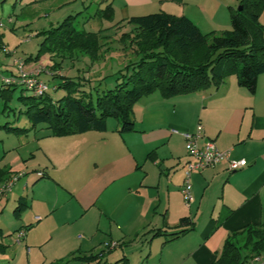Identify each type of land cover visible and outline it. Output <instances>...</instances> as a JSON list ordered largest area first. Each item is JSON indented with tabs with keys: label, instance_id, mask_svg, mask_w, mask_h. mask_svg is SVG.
<instances>
[{
	"label": "crops",
	"instance_id": "0c3cea01",
	"mask_svg": "<svg viewBox=\"0 0 264 264\" xmlns=\"http://www.w3.org/2000/svg\"><path fill=\"white\" fill-rule=\"evenodd\" d=\"M238 1L66 0L56 8L71 9L68 15L80 17L89 31L109 29L101 40L109 43L132 28L130 17L161 12L185 16L204 33L228 32L229 7L236 8ZM108 5L112 19L99 18L97 12ZM259 19L264 28V11ZM81 61L92 65L86 57ZM18 66L14 61L11 76L18 75ZM79 69L65 77L82 79ZM133 121L131 132L120 133L119 122L109 118L104 131L65 136L50 135L43 124L24 134L0 127L2 179L22 174L0 199V217L10 210L7 222H0V237L11 236L0 240V264H96L88 259L103 251L105 242L117 246L104 250L100 264L108 258L109 264L122 258L127 264H212L230 234L263 222L264 73L253 94L239 87L234 75L219 87L170 98L155 91L133 105ZM198 124L205 139L247 166L229 172L220 163L193 172L192 201L186 205L181 186L190 157L173 130L194 131ZM16 127L28 128L30 122L26 118ZM38 171L45 177H37ZM19 202L25 207L16 215ZM182 217L191 224L180 226ZM184 229L171 240L162 235ZM19 230L25 236L17 241ZM262 255L248 264H264Z\"/></svg>",
	"mask_w": 264,
	"mask_h": 264
},
{
	"label": "trees",
	"instance_id": "16d2710c",
	"mask_svg": "<svg viewBox=\"0 0 264 264\" xmlns=\"http://www.w3.org/2000/svg\"><path fill=\"white\" fill-rule=\"evenodd\" d=\"M240 10L229 7L231 30L224 33H201L185 16L153 13L130 17L132 26L119 41L124 49L133 52L136 59L118 70L115 84L109 89L93 87L88 80L55 76L58 80L51 86L53 92L62 91L53 98L50 91L43 96L20 95L24 110H20L30 127H3L14 134H24L43 124L52 136H65L89 130L104 131L109 118L120 124V133L134 130L133 105L143 96L158 91L164 98L219 87L224 80L234 75L237 85L253 94L259 75L264 73V28L259 16L264 9V0H239ZM101 19L111 20L112 7L106 6L96 14ZM77 15H68L54 27L41 32L42 41L34 56L43 54L61 58L83 56L89 62H97L104 52L99 32H87L75 27ZM98 34V35H97ZM3 83V82H2ZM4 105L7 106L14 84L2 85ZM8 86H13L11 89ZM94 91H92V89ZM27 89V88H26ZM28 90V89H27ZM45 177L43 175L40 178ZM0 172V181L4 182ZM25 205L19 202L17 215ZM188 217H182L180 226L190 225ZM186 232V229L170 234L168 240ZM161 235L156 232L154 236ZM4 247L0 245V252ZM104 250L90 256L88 261L100 264ZM264 254V220L259 225H250L230 234L224 241L221 253L212 264H248ZM113 264H127L122 258Z\"/></svg>",
	"mask_w": 264,
	"mask_h": 264
},
{
	"label": "rangeland",
	"instance_id": "374dc122",
	"mask_svg": "<svg viewBox=\"0 0 264 264\" xmlns=\"http://www.w3.org/2000/svg\"><path fill=\"white\" fill-rule=\"evenodd\" d=\"M65 1L66 0H0V95L3 93L2 88H4L2 86L3 79L16 77L10 75L14 61L21 64L19 68L24 72L32 76L35 75L39 79H44L50 86L58 81L55 76L73 75L75 66L79 67L80 72H77V75L81 76L84 80L85 76H88L93 87L99 85L98 90L112 88L118 70L123 68L129 61H133L135 55L131 50L128 48L124 49L123 44L118 40L112 39L111 36L112 42L104 45L106 53L103 52L101 58L97 62L92 63L89 67L82 64L81 58L84 57L79 55L73 56V58L70 59L61 58L60 56L53 54H43L38 60L26 61L25 58L36 54L43 38L41 32L45 29H49L51 23L53 26H56L69 14L68 10L71 9H63L62 11H59V8H56L57 6L59 7L60 5H63ZM238 6L239 1L236 4V8ZM63 7H66V5ZM263 11L264 9L262 12ZM45 13L47 14L45 15ZM78 19L79 20H76L74 23L75 27L78 29H84V31L95 33L102 30V28H96L95 31H89L91 30L90 25L87 24L83 27L80 23L81 18L79 17ZM94 25L96 26V24ZM12 26H14L13 29ZM108 31L109 29H104L99 32L101 40L107 35L105 33ZM201 33L205 35L208 32ZM102 43H105V41ZM8 87L13 89V86ZM94 89L95 88H93L92 91H94ZM4 92L9 93L11 98L7 103V106L4 108V100L0 96V110L4 108V112L0 113V124L8 122L13 124V126H21L22 122H25L26 116L21 113L20 110H24L25 106L24 102L19 100L18 97L20 95L32 96V93L23 86H16L13 91L8 92L7 90H4ZM62 94V91H50V95L53 98H58ZM114 121V118H110L111 123ZM21 163L23 164L22 161ZM27 174H33V172L29 171ZM2 206L3 203L0 204V208H2ZM7 211H10L9 207ZM6 212L2 218L0 217V222H7L10 218L9 212ZM5 238L8 239L11 238V236ZM5 238L0 237V240L3 241ZM11 241L12 239H9L6 243L11 245ZM116 252H119V249L116 250ZM6 253L8 254L9 251ZM262 257L264 259V254ZM110 262H112V258H108V262L104 264H109ZM11 264L17 263L11 262Z\"/></svg>",
	"mask_w": 264,
	"mask_h": 264
},
{
	"label": "built area",
	"instance_id": "2783aa9c",
	"mask_svg": "<svg viewBox=\"0 0 264 264\" xmlns=\"http://www.w3.org/2000/svg\"><path fill=\"white\" fill-rule=\"evenodd\" d=\"M21 66L19 64L18 68ZM16 77L3 79L6 85L14 84L27 88L34 96H43L51 90V86L39 79L35 75H29L21 68L18 69ZM174 133L180 134L185 142V149L190 157V160L184 166V180L181 186V194L186 205L192 201L190 176L195 171H201L206 168L214 167L220 163H226V168L229 172L240 170L247 166L245 160H231L229 158V151H222L217 148L212 140L205 139L203 127L198 124L194 131L178 132L173 130ZM37 177H42V171L36 172ZM22 176V174H15L7 181L0 184V199L5 196L12 188L14 183ZM38 219V218H36ZM25 230H19L16 233L17 241L24 238ZM117 246L116 242L103 243L104 250H109ZM258 258H254L256 261Z\"/></svg>",
	"mask_w": 264,
	"mask_h": 264
},
{
	"label": "water",
	"instance_id": "95a60500",
	"mask_svg": "<svg viewBox=\"0 0 264 264\" xmlns=\"http://www.w3.org/2000/svg\"><path fill=\"white\" fill-rule=\"evenodd\" d=\"M241 9V7L240 6H238V10H240Z\"/></svg>",
	"mask_w": 264,
	"mask_h": 264
}]
</instances>
